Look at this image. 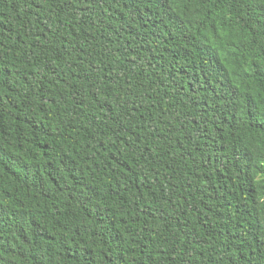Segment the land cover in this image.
Instances as JSON below:
<instances>
[{"label":"trees","instance_id":"1","mask_svg":"<svg viewBox=\"0 0 264 264\" xmlns=\"http://www.w3.org/2000/svg\"><path fill=\"white\" fill-rule=\"evenodd\" d=\"M0 264H264V0H0Z\"/></svg>","mask_w":264,"mask_h":264}]
</instances>
